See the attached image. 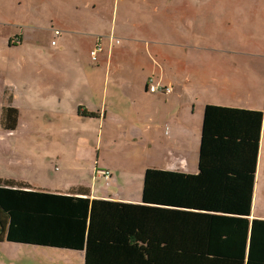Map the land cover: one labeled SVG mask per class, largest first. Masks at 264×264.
I'll return each instance as SVG.
<instances>
[{
  "label": "trees",
  "instance_id": "trees-1",
  "mask_svg": "<svg viewBox=\"0 0 264 264\" xmlns=\"http://www.w3.org/2000/svg\"><path fill=\"white\" fill-rule=\"evenodd\" d=\"M18 117L5 89L1 129ZM262 122L259 111L206 106L197 174L146 170L140 204L0 179L5 239L79 252L84 264H264V221L250 220Z\"/></svg>",
  "mask_w": 264,
  "mask_h": 264
},
{
  "label": "rangeland",
  "instance_id": "rangeland-1",
  "mask_svg": "<svg viewBox=\"0 0 264 264\" xmlns=\"http://www.w3.org/2000/svg\"><path fill=\"white\" fill-rule=\"evenodd\" d=\"M182 1L188 2L194 10L197 3L209 0H0V87L3 84L9 87L14 94L15 106L20 110L14 131L7 132L0 127V153H8L18 161L13 164L15 180L25 182L34 190L60 194L78 190L80 185L87 186L96 197L110 195L125 200L129 195L127 191L131 193L133 190L131 181L134 174L140 171V190H136V194H142L145 171L153 169L145 168L153 165L154 158L142 150L118 148L123 145L124 128L110 126L107 130V122L100 125L102 131L99 133L97 120L77 114V105L86 106L89 97L87 87L80 76V65L74 59L73 48L61 53L62 60L53 59L51 42L60 41L59 37L53 38V32L60 29L61 23L69 24L71 21L75 25L71 26L74 31L70 34L75 40L104 38L99 61L105 66L101 56L107 49L115 47L113 52H117L129 41L145 34L165 42L169 34L194 33L192 21L183 29L181 24L175 23V18L167 15ZM227 24L221 26L206 21L202 27L205 33H209L219 31L220 27L229 28ZM109 35L119 39L121 46L109 49L106 39ZM19 36H22L23 43L8 50L5 39L10 41ZM210 38L215 39L213 36ZM70 46L73 47L74 43ZM47 64H52L54 70L47 72ZM122 64L128 68V73L121 75L122 80H118L115 87L116 94L110 90L109 96L127 98L134 96L135 90H139L141 96H152L145 92V83L135 76L133 57H122ZM238 66L252 68L248 60L240 58ZM85 67L91 69L89 58ZM129 79H136L140 87L136 88ZM127 80L130 87H134L133 91L125 84ZM32 81L40 83L29 87ZM47 82L49 88L45 87ZM42 87L44 90L41 92ZM25 88H28L26 92L23 91ZM52 90L62 99L61 111L51 110L53 121L48 109L42 111L44 106L41 104V97ZM248 91L255 97L264 98V80H253ZM80 99L84 100L83 103L79 102ZM112 107H107L108 117L115 113L128 122V111L119 105ZM101 133L102 147L107 140L105 146L109 148L104 154L98 147V162H95L97 149L86 146L95 143ZM126 140H129L128 136ZM104 171L109 172L108 186L104 175L100 174ZM5 237V222L0 218V264H84L82 253L8 243Z\"/></svg>",
  "mask_w": 264,
  "mask_h": 264
},
{
  "label": "crops",
  "instance_id": "crops-1",
  "mask_svg": "<svg viewBox=\"0 0 264 264\" xmlns=\"http://www.w3.org/2000/svg\"><path fill=\"white\" fill-rule=\"evenodd\" d=\"M167 15L175 18V23L181 24L183 29L184 25L192 21L194 33L182 31L176 35L169 34L165 42H159L145 34L129 41L117 52H113L115 47H112L116 45L109 43V49L112 47V50L107 49L101 56L104 57L105 66L99 61V65H91L90 70L85 67L88 53L97 41L101 44L104 38L97 37V41L93 37L75 40L74 35L70 34V31H74L71 26L75 23L70 21L69 24H60V41L50 47L53 51L52 57L54 60H62L61 53L73 48L74 59L80 65V76L89 94L86 106L77 105V114L82 118L93 115L94 118L91 119L98 121L99 133L102 131L100 125L107 122V130L110 126L124 128L125 136L121 138L123 145L118 148L136 152L142 150L151 155L154 163L145 170L153 168L193 175L197 170L202 119L206 106L261 112L263 122L250 220L264 221V98L255 97L248 91L253 80H264V0H209L197 3L194 10H191L188 2L182 1L176 4L174 10H169ZM206 21L219 23L221 26L228 23L229 28L220 27L219 31L205 33L202 26ZM211 36L215 39H211ZM17 38L21 45L22 36L12 40ZM12 40L5 39L8 50H13L18 45L14 46ZM70 43H74V46L71 47ZM127 56L133 57L135 76L145 83V92L152 96H141L139 90H135V95L127 98L109 96L110 90L116 94L118 80H122L121 75L128 73V68L122 64V57ZM239 58L248 60L252 68H239ZM46 67L47 72L54 70L52 64H47ZM129 80L125 84L133 91L134 87H130ZM135 80H132L135 87H140V83ZM38 83L40 82L32 81L29 87ZM150 84L169 88L171 93L166 96L151 94L148 90ZM49 85L47 82L45 87L49 88ZM8 88L4 84L0 87V110L3 106L4 90ZM27 90L25 88L23 91ZM43 90L42 87L41 92ZM241 94L243 98H239ZM11 95L12 105L19 114L14 94ZM83 101L79 100L80 103ZM56 103L59 105L56 106ZM61 103L62 99L54 90L41 97V104L44 106L42 111L48 109L52 121L54 113L51 110L61 111ZM114 104L128 111V122L118 118L115 113L108 117L107 107ZM111 109L115 110L114 107ZM126 136L129 137L128 141ZM96 138L95 143L91 142L86 147L97 149L95 162H98V147L104 154L109 147L105 146L107 140L102 147L103 133ZM15 161L17 160L12 155L0 153V179L25 183L15 180L13 176ZM97 177L95 179L100 180ZM139 182L140 171L134 174L131 181L133 190L131 193L130 190L127 191L129 195L125 200L110 195L96 197L87 186L80 187L88 189L90 198L94 200L140 204L141 194H136V190H140ZM113 183L116 182L113 180ZM0 218L4 221L1 215Z\"/></svg>",
  "mask_w": 264,
  "mask_h": 264
},
{
  "label": "built area",
  "instance_id": "built-area-1",
  "mask_svg": "<svg viewBox=\"0 0 264 264\" xmlns=\"http://www.w3.org/2000/svg\"><path fill=\"white\" fill-rule=\"evenodd\" d=\"M60 36V33L58 30L54 31L53 32V37L56 38V37H59ZM106 39H108L109 43L111 45H120V41L114 37H112V35H109ZM56 43L54 41L51 42V46H55ZM102 44L99 43V41L96 42V44L94 45L92 51L90 52V60H91V63L93 64H96L98 63V60H99V55L102 53ZM149 92L151 94H162V95H169L171 93V89L169 88H165V87H161V86H156V85H153V84H150L149 86ZM101 175H104L103 176V179H104V182H105V185L108 186V180H109V172L108 171H104V173H100Z\"/></svg>",
  "mask_w": 264,
  "mask_h": 264
}]
</instances>
